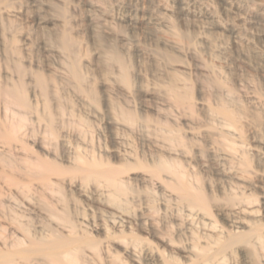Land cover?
<instances>
[{"label":"rangeland","instance_id":"1","mask_svg":"<svg viewBox=\"0 0 264 264\" xmlns=\"http://www.w3.org/2000/svg\"><path fill=\"white\" fill-rule=\"evenodd\" d=\"M18 84L27 106L0 96V262L264 264V0H0V85Z\"/></svg>","mask_w":264,"mask_h":264},{"label":"bare ground","instance_id":"2","mask_svg":"<svg viewBox=\"0 0 264 264\" xmlns=\"http://www.w3.org/2000/svg\"><path fill=\"white\" fill-rule=\"evenodd\" d=\"M59 40H60V47L64 52H68V53L72 52V46L75 43V41L73 39H71L70 36H68L66 34H62V36L60 37ZM109 59L118 63V65L120 66V69L122 70L121 71V78L123 80H126L127 74H126L125 64L122 62L119 54H117V53H111L110 54L109 53ZM70 72L75 79H77L79 81L83 80V75L79 72L78 62L76 59L72 60V62L70 63ZM37 83L40 86V88L44 87V83L40 77L38 78ZM169 90H170L171 94L173 95L176 104H178V105L182 104L183 105L184 102L185 103L187 102V104H189L187 94L180 93L179 90H177V88L174 86H171ZM20 92H22V94ZM0 96H4L7 100H9L8 102H11V103L16 104V105H20L22 107H24L25 105L26 106L28 105V103H27L28 101L23 94V89H21L20 84H18L16 86L15 85H12V86H1L0 85ZM220 112H222L228 118L234 117V114L224 106L220 108ZM123 118L128 120V119H131V116L126 115ZM17 126H18V124H16V125L11 124V127H13V129H15ZM30 165L32 168H35L34 164H30ZM85 166H86L85 168L88 172V175H95L98 177H102L106 181V183L114 189V193L117 194V193L123 192V187L121 186V183L116 178L115 169H113L112 167L101 166L100 164H97V163H91V164H87ZM160 171H167V172L175 174L177 176V183H176L177 186H175V189L178 190V192L180 193V195L183 199L190 202L191 204H196V205H199L201 207L205 205V202H206L205 197H204L203 193L201 192V190L197 189V188H193L192 186L187 187L186 184H188V183L186 182V180L183 179V177H181L175 170H172L171 165L169 166L167 163L161 162V163L157 164L154 169H152L153 173H158ZM40 172H42V171H40ZM90 177H92V176H90ZM43 179H45V178H43ZM247 213H250V210L247 211ZM61 218L65 219L66 216L62 215ZM19 242L20 241H18V242L16 241V244H18ZM55 249H56V245H52L51 251H55ZM66 260H67L68 264H80L78 262L77 252L75 250L67 251ZM0 264H14V262H12V260L9 258L8 255H5L4 260L2 262H0Z\"/></svg>","mask_w":264,"mask_h":264}]
</instances>
